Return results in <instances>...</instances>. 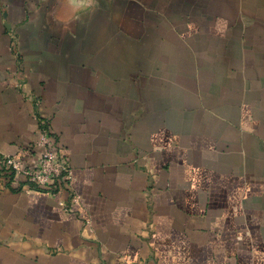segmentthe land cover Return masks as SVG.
I'll list each match as a JSON object with an SVG mask.
<instances>
[{
	"label": "crops",
	"instance_id": "1",
	"mask_svg": "<svg viewBox=\"0 0 264 264\" xmlns=\"http://www.w3.org/2000/svg\"><path fill=\"white\" fill-rule=\"evenodd\" d=\"M42 121L80 201L0 187V264H264V0H0V151Z\"/></svg>",
	"mask_w": 264,
	"mask_h": 264
},
{
	"label": "built area",
	"instance_id": "2",
	"mask_svg": "<svg viewBox=\"0 0 264 264\" xmlns=\"http://www.w3.org/2000/svg\"><path fill=\"white\" fill-rule=\"evenodd\" d=\"M40 127L35 167L0 151V187L26 193L46 192L53 196L59 191H67L72 202L78 204L80 197L74 189L73 168L62 154L60 143L52 138L48 122L42 121Z\"/></svg>",
	"mask_w": 264,
	"mask_h": 264
},
{
	"label": "clouds",
	"instance_id": "3",
	"mask_svg": "<svg viewBox=\"0 0 264 264\" xmlns=\"http://www.w3.org/2000/svg\"><path fill=\"white\" fill-rule=\"evenodd\" d=\"M81 7H85L86 8V7H89V5H82Z\"/></svg>",
	"mask_w": 264,
	"mask_h": 264
}]
</instances>
